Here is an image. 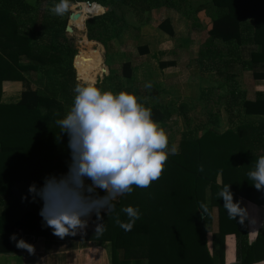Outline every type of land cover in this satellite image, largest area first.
<instances>
[{"label":"trees","instance_id":"trees-1","mask_svg":"<svg viewBox=\"0 0 264 264\" xmlns=\"http://www.w3.org/2000/svg\"><path fill=\"white\" fill-rule=\"evenodd\" d=\"M114 1L138 14L160 8L166 2L173 3V0ZM213 1L219 7V12L212 19L208 38L210 41L220 40L227 45L228 54L226 58H222L223 61L219 59L221 65L216 63L219 60H212V67L221 74V68L226 71L234 70L236 65L251 68L253 62H263L264 52L260 51V48L249 60L242 58L240 49L257 43L254 35L261 25L259 20L264 12V0H238V10L233 9V0ZM72 3L74 0H70V4ZM99 7L104 11L102 6ZM32 9L27 0H0V165L7 167L9 161L7 165L5 161L9 158L8 155L21 162L37 156L36 164L40 165L47 160L52 163L51 167L68 171V136L61 134V129L55 122L63 118L72 105L73 89L77 85L74 69L76 71L96 62L99 51L92 52L86 48L83 64L80 65V50L73 69L71 58H59L48 46L32 44L30 39L17 31V15ZM244 12L253 19L251 22L247 21V25H244L238 14ZM106 15L94 20H103L101 25L107 27L105 20L113 14L108 12ZM94 20L86 22L90 40L94 37L90 32ZM70 24L78 30L84 29L82 24V28H78V22ZM65 27V20L58 22L45 14H36L31 22V36L36 40H42L45 36L52 38L65 30ZM158 28L171 37L174 35L167 19L163 20ZM248 32H252V36H249ZM84 37L83 35L82 39ZM141 54H148V49L142 48ZM22 57L29 59V63L22 64ZM170 66H173V62L160 64L161 69ZM122 70L126 78L132 77L129 63H124ZM31 71L42 72L36 82L38 87L22 90L16 103L2 102V83L8 80L20 81L23 78L22 73ZM252 77L264 80V71H253ZM127 92H130V89ZM229 95L231 101L227 108L237 107V113L242 116H264L263 97L247 99L245 92L238 89L230 91ZM148 107L152 109L153 119L164 127L171 118L168 109L159 105ZM178 147L179 154L169 156L159 180L154 181L148 188L134 186L131 194L123 195L117 202H113L115 208L112 212L102 215V219L99 218L101 230L96 234L100 240L111 242L112 264H128L127 259L139 258V246H145L149 250L146 253L152 254L148 264H153L154 261L155 264H169V256L175 250L189 251L191 258L188 264H201L200 251L205 252L207 256L204 238L211 223L213 207L217 209L218 237L222 239L226 234L235 235L237 258L241 260V264H250L254 259H264V232L248 244L247 221L239 216L230 219L223 199L218 198L221 188L230 185L235 202H238V198H243L254 205H264V191L255 189L247 175L253 169L257 158L264 156V121L245 122L223 134L211 131L204 132L201 136L181 134ZM201 165L204 167L203 172L199 171ZM218 177L220 183H217ZM206 189L210 191L209 201L205 199ZM14 197L19 199L21 195L15 194ZM14 200L15 198L8 199L9 203H14ZM201 203L208 206L209 214L201 215ZM127 206L138 207L141 214L131 231H125L115 222L117 216L121 221L127 222L128 217L122 211ZM11 228L12 226L5 225L2 235ZM8 250L9 248L0 247L2 252ZM121 251L123 256L119 259ZM207 259L208 264H213L211 258L207 256Z\"/></svg>","mask_w":264,"mask_h":264},{"label":"rangeland","instance_id":"rangeland-1","mask_svg":"<svg viewBox=\"0 0 264 264\" xmlns=\"http://www.w3.org/2000/svg\"><path fill=\"white\" fill-rule=\"evenodd\" d=\"M85 1L100 4L104 8V13L99 17L92 19L85 17V20L78 21L75 15L79 16L81 13L75 3ZM27 2L33 9L17 15L19 34L30 39L32 44L48 46L59 58H71L73 69L80 50H82L80 65L83 64V53L86 54V48L92 52L99 51L96 62L76 71L74 69L76 83L96 84L115 93L130 89V92L136 94L142 101L146 98V106L159 105L163 109H168L171 118L163 128L169 135L170 144L178 145L181 134L201 136L207 131L223 134L245 122L264 121V118L240 115L237 113L239 110L237 107L227 108L231 101L229 93L233 90L245 92L247 99H254L257 94L264 97V81H256L252 77L253 71H264V61L261 63L250 61L251 68L242 65H236L234 70L229 71L221 68V74L217 73L211 61L214 59L223 61L222 58L227 57L228 47L220 40L210 41L208 38L207 33L212 25V19L219 12V7L213 0H173V3L166 2L160 8L141 14L114 0H74V3L70 4V10L63 16H56L49 10L59 0ZM233 3V9L238 10V0H233ZM254 4L257 6L256 1ZM108 12H112L113 16L110 15L105 20L107 27L101 25L103 20H94L107 16ZM41 13L58 22L65 20V30L52 38L45 36L42 40H36L31 36V22L36 14ZM238 14L244 25H247V21H253L245 12ZM165 19L173 28L172 37L158 28ZM89 20H94L90 29L94 41L88 37L86 22ZM77 22L84 26L83 30H78L70 24ZM259 22L261 25L254 35L257 43L240 49L244 59L249 60L259 48L264 52V12ZM248 33L252 36V32ZM83 35L87 38L82 39ZM142 46L149 48L148 54H141L139 48ZM220 60L216 61L218 65H221ZM20 62L28 64L29 59L22 57ZM162 62H174L178 69L174 70L173 67L162 70L160 68ZM124 63L130 64L132 73L130 79L123 74ZM102 74L104 75L101 77ZM22 75L20 81L8 80L2 83L1 101L14 102L20 98L22 90L38 87L36 82L42 76V72H24ZM149 82L152 87L146 88L145 84ZM218 182L220 183L219 177ZM205 191V199L209 201L210 191L209 189ZM211 211L216 212V209L213 207ZM135 261L136 259L128 260L129 263Z\"/></svg>","mask_w":264,"mask_h":264},{"label":"clouds","instance_id":"clouds-1","mask_svg":"<svg viewBox=\"0 0 264 264\" xmlns=\"http://www.w3.org/2000/svg\"><path fill=\"white\" fill-rule=\"evenodd\" d=\"M56 16L70 10V0H59L50 9ZM151 88V83L145 84ZM72 105L56 120L61 134H67L70 149L68 172L59 177H45L41 187L29 186L35 200L43 201L40 216L46 227L58 237L82 232L94 213L99 219L102 211L107 214L115 208L114 201L131 194L133 188H148L163 175L169 156L179 154L177 144L169 142V135L153 119L146 98L136 94L104 90L96 84H80L73 89ZM199 171L203 172L201 165ZM249 180L258 191H264V156L255 161L248 173ZM91 183H86V181ZM104 191L100 196L97 190ZM230 219L243 215L239 202L233 199L230 185L218 193ZM122 211L128 217L123 222L117 216L116 224L131 231L140 219L138 207L127 206ZM202 216L209 214L208 206L200 205ZM243 221L241 220V223ZM101 225L96 226V231ZM19 241L17 246L32 251V246Z\"/></svg>","mask_w":264,"mask_h":264},{"label":"crops","instance_id":"crops-1","mask_svg":"<svg viewBox=\"0 0 264 264\" xmlns=\"http://www.w3.org/2000/svg\"><path fill=\"white\" fill-rule=\"evenodd\" d=\"M144 47L148 49L149 53L147 46H142L139 51L141 52ZM168 68L177 70L178 66L173 62V66L162 70ZM18 100L9 103H16ZM254 117L264 118V116ZM8 157L5 161L6 165L9 161L7 167L0 165V241L4 237L3 241L0 242V247L9 248V250L0 251V264H112L111 242L100 240L101 238L97 237L96 226L100 224V221L95 219L97 216L94 213L88 219L87 227L82 232L61 238L54 235L51 228L45 226L43 218L39 214L43 201L39 197L34 200L28 191L29 186L33 183L39 188L43 185L45 177L49 175L59 177L68 171L64 168H53L51 167L52 163L50 164L44 159H42L44 162L40 165L36 164L37 156L25 162H21L17 158H11V155H8ZM86 183H91V181H86ZM97 192L100 196L105 195L102 190L98 189ZM15 194H20L21 198L16 199ZM7 198H15L14 203H9ZM238 202L243 212V215L239 218L247 221V240L248 244H251L258 234L264 232V205L257 206L243 198H238ZM106 213V211L101 212V219ZM212 213L211 223L204 238L208 258H211L213 264H241V260L237 258V239L235 235L226 234L222 239H219L217 209L216 212L212 211ZM5 225H10L12 228L8 232L4 231L2 235ZM220 240H222V243ZM19 241H22V244L26 242L31 245L32 251L18 247ZM13 248L15 250H12ZM147 251L149 250L145 246H139L137 250L139 258L130 263L128 260L135 259H127L128 264H148V259L152 254H147ZM200 253L202 255L201 264H208L205 252L200 251ZM121 255L123 256V251L119 252L118 256ZM153 256L155 257V255ZM169 258H171L169 264H188L191 255L189 251L175 250ZM203 258H205V261H203ZM153 264H155V261ZM250 264H264V259H254Z\"/></svg>","mask_w":264,"mask_h":264},{"label":"built area","instance_id":"built-area-1","mask_svg":"<svg viewBox=\"0 0 264 264\" xmlns=\"http://www.w3.org/2000/svg\"><path fill=\"white\" fill-rule=\"evenodd\" d=\"M83 5L87 8L88 15H87V19H92L94 17H99L101 16L103 12H100L97 7L100 6V4L96 3V2H92V1H85L83 2Z\"/></svg>","mask_w":264,"mask_h":264},{"label":"bare ground","instance_id":"bare-ground-1","mask_svg":"<svg viewBox=\"0 0 264 264\" xmlns=\"http://www.w3.org/2000/svg\"><path fill=\"white\" fill-rule=\"evenodd\" d=\"M75 4H77L78 6V8H79V12L81 13L79 16L78 15H76L77 17H75V19H77L78 21H80V20H85V17L87 18V15H88V10H87V8L83 5V3H81V2H79V3H75ZM101 6V5H100ZM97 9L100 11V12H103L102 11V9H101V7H97ZM74 19V20H75ZM80 19V20H79ZM78 28L79 29H81L82 28V25H81V23L79 22L78 23Z\"/></svg>","mask_w":264,"mask_h":264},{"label":"water","instance_id":"water-1","mask_svg":"<svg viewBox=\"0 0 264 264\" xmlns=\"http://www.w3.org/2000/svg\"><path fill=\"white\" fill-rule=\"evenodd\" d=\"M75 17H77L76 15H75ZM68 30H70V28H67Z\"/></svg>","mask_w":264,"mask_h":264}]
</instances>
